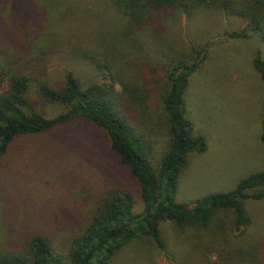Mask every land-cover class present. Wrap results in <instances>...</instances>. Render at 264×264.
<instances>
[{"label": "rangeland", "instance_id": "1", "mask_svg": "<svg viewBox=\"0 0 264 264\" xmlns=\"http://www.w3.org/2000/svg\"><path fill=\"white\" fill-rule=\"evenodd\" d=\"M108 3L0 0V37L16 33L19 45L33 47L26 72L35 82L45 80L56 86L70 71L83 86L109 84L107 70L96 71L87 58L102 59V37L119 26L118 13L105 11ZM244 26L236 17L203 7L191 18L182 15L164 28L165 42L173 48L206 49L205 59L189 77L183 100L186 118L193 132L206 139L207 149L188 155L174 194L178 204L229 192L244 177L264 169L260 141L264 86L253 68L256 52L264 58V40L254 33L230 38ZM151 37L155 35L148 34ZM151 48L139 53L145 71L135 75L131 68L127 76L137 84H153L161 116V98L169 87L168 70L162 67L167 60ZM35 85L29 93L37 112L54 118L67 110L39 98ZM116 90L121 94L119 85ZM145 139L151 146L148 158L157 169L168 145L166 127L150 126ZM110 189L129 193L134 212L142 211L138 184L114 158L107 135L85 120L61 123L18 143L0 158V244L9 225L32 214L34 224L48 230L54 249L65 255L98 199ZM243 205L250 224L240 231L234 230L228 212L216 214L204 230L163 222L159 226L163 250L150 237L140 236L120 249L109 264H264V199Z\"/></svg>", "mask_w": 264, "mask_h": 264}, {"label": "trees", "instance_id": "2", "mask_svg": "<svg viewBox=\"0 0 264 264\" xmlns=\"http://www.w3.org/2000/svg\"><path fill=\"white\" fill-rule=\"evenodd\" d=\"M106 1L109 8L105 11L118 13L119 26L102 37V59L95 55L86 57L96 71L107 70L109 84L83 86L70 71L56 86L45 80L35 82L26 72L33 47L22 42L19 45L16 33L0 37V158L12 146L61 123L85 120L107 135L114 158L128 169L131 179L139 186L143 209L134 212L135 202L127 192L106 191L80 233L70 241L65 255L54 249L48 230L34 224L36 216L27 214L19 224L15 222L6 230L0 244V264H109L120 249L140 236L150 237L163 250L159 228L163 222L181 229L204 230L216 214L228 212L234 230L240 231L250 224L243 203L264 199L263 169L241 179L229 192L211 194L191 204L174 202L188 155L202 154L207 149L206 139L193 132L186 118L183 100L189 77L205 59L206 49L184 52L164 39V28L169 22L178 21L182 15L191 18L204 7L207 11L236 17L245 24L230 38H247L248 33H254L264 40V0ZM148 34L155 37L149 40ZM150 47L167 60L162 67L168 70L169 87L161 98V116L156 109L153 84L150 81L137 84L127 76L131 68H135V75L142 69L145 71L139 63V53ZM253 68L264 86V58L259 52L253 58ZM33 82L39 98L64 105L67 110L54 118L37 112L29 93ZM116 85L121 87V94L117 93ZM153 125L165 126L168 134L167 149L157 169L148 158L151 146L145 139V132ZM260 141L264 146V109Z\"/></svg>", "mask_w": 264, "mask_h": 264}]
</instances>
